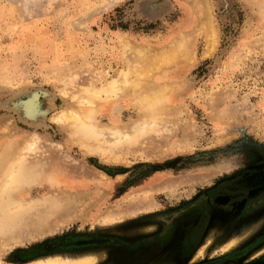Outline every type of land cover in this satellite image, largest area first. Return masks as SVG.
Returning <instances> with one entry per match:
<instances>
[{
	"label": "rangeland",
	"instance_id": "rangeland-1",
	"mask_svg": "<svg viewBox=\"0 0 264 264\" xmlns=\"http://www.w3.org/2000/svg\"><path fill=\"white\" fill-rule=\"evenodd\" d=\"M145 61L173 85L169 125L128 146L104 132L118 148L111 162L56 121ZM112 96L92 121L128 130L141 118L132 93ZM0 132V143L37 138L29 160L42 173L27 196L39 205L23 230L59 225L13 245L3 240L17 228L0 230L2 263L92 252L96 264L264 260V0H0ZM80 238L106 241L73 246Z\"/></svg>",
	"mask_w": 264,
	"mask_h": 264
},
{
	"label": "bare ground",
	"instance_id": "bare-ground-1",
	"mask_svg": "<svg viewBox=\"0 0 264 264\" xmlns=\"http://www.w3.org/2000/svg\"><path fill=\"white\" fill-rule=\"evenodd\" d=\"M205 4L207 5V3H205ZM205 13H206L205 19H206V21H208L209 16H208V18H206L208 13L207 12H205ZM209 23L210 22L207 23L208 24L207 26H210ZM210 27H212V26H210ZM209 30L212 31L211 28H209ZM179 41L181 42V40H179ZM180 42H178V46L182 48L184 41H182L181 45H179ZM137 53L140 54L141 57L144 56L143 58L146 60V56L148 55L146 52L144 54H147V55H144L141 50H140V52H137ZM172 57H174V54ZM147 58H149V57H147ZM152 58H151V60H153ZM172 59L173 58H171V60ZM168 60H170V58ZM134 67H133V69L128 67L129 70L131 69L130 71L129 70H127V72L123 71L120 78L118 77V79H116V80L113 79L111 82H109V84L107 86L101 85L99 88L94 86V87H91L90 89H87L85 91V94L83 95V97L82 98L79 97L80 100L77 101L78 105L77 104L75 105V106H78V108L62 109V111H60L61 113H59V115L56 116V121L60 125L65 124V127L67 126V128H69L68 131L70 133H72L74 136L76 135L74 138L75 141H76V137L78 136V139H81L82 140L81 142L86 144L85 146H88L89 151L90 150H94V151L100 150V151H102L101 152L102 155L105 154L109 157H112L110 159L111 162L113 161V157H115V155H116L115 154L116 152L114 153L113 151H115V149L118 150V148H114L113 145L110 146L111 142L109 143L110 145L109 144L106 145L108 143V141L106 143L107 137L104 136L105 140H103L101 138V136L104 135V132L108 133L113 138V140H115L114 145L117 142V143H121L123 145L125 144L128 146V144L130 145V143L132 141H135V140L139 139L140 137L143 140V138H144L143 136L146 135V133H148V131H150V133H151L152 131H156L159 127L161 128L165 125H169L170 123L169 124L167 123V118L170 116H173V115H171V113L168 114V112H169L168 108L169 107L167 106V102H168L170 95L173 91V85L171 84V82L164 81V80L161 82L157 81V79H156L157 75H156V73H154V71L156 72L159 69L154 68V71H153V68H152L153 66L147 64L146 61L142 66L140 65V68L136 67L134 69ZM160 77L162 78V76H160ZM66 86H67V84H66ZM86 87H88V86H86ZM123 87H124V89H123ZM126 89L132 93V102L138 108V110H136V111H138V112L140 111L141 118H139V120L137 119V120L133 121V124L129 123L130 126H129V124H128V126H126V127H128L127 128L128 130L122 129L124 126H122V128L109 127L106 129L104 127V125H101L105 129L102 127L99 128L92 121V118H91V113H92L93 107L99 102H106L116 92H118L120 94L122 92V90H124V92H125ZM82 91L83 90H80V92H82ZM63 92H64V89H63ZM82 93H84V92H82ZM63 95H65V94H63ZM69 98L73 99L74 97H72V95H71V97H69ZM79 98H77V99H79ZM108 105H107V107H108ZM34 106H35V104H34V101L32 99H28L25 102H23V107L25 109L24 110V116H26L27 118H31V119L35 118L34 116H35V114H37V110ZM178 115H179V113H178ZM1 128H3V127H1ZM102 129L105 131H103ZM32 136L33 135L29 136L31 138V140H30V138H28V136H26V138H28V139L24 138L26 140L20 139V141H18V142L9 141L6 143L5 142L0 143V230L5 229L6 227H9V226L11 227V225L15 226L18 229V230L15 229L18 232H16V233L14 232L13 233L14 235L11 234V236L4 238V240H3L4 245H6L7 243H8V245L9 244H11V245L19 244L22 241H24L23 239H25V238H32L34 236L43 235L47 232L52 231L51 229H56V227L59 226L57 224V226H54L55 228H53L50 225H45L44 224L45 222L42 219V222L40 221V223L38 222L39 224L36 223V225H33L32 227H30L31 228L30 233H25V231H24L25 227L27 226V225H25V223H26L25 220L28 218V216L31 212L37 210V207L39 205V204L35 203L36 200H33V198H31L27 195L30 194L29 191H30L31 187L34 185V183L37 182V180L40 177V174L42 173V166L37 161L29 160V155L31 156V154L34 151L39 149V148H36L37 147L35 145L36 140L35 141L33 140V139H37V138L32 139ZM69 136L71 138V134ZM146 136H145V138H146ZM33 137H35V136H33ZM112 138H110V140ZM78 139H77V142H78ZM108 140H109V138H108ZM81 142H79V143H81ZM135 142H134V144H135ZM134 144H132V147L137 146V144H136V146ZM116 145H118V144H116ZM83 146L84 145H81V147H83ZM86 148L87 147H85L84 149L86 150ZM84 149L82 148V150H84ZM87 152L85 151V153H87ZM104 157H105L104 158L105 160H106V158L108 159V157H106V156H104ZM116 159H117V157H116ZM116 159L114 158V160H116ZM44 166H45V164H44ZM185 181H186V179H185ZM183 183H184V180H183ZM25 195H26V197H25ZM42 199H45V197ZM40 205H42V204H40ZM66 219H68V218H66ZM260 222H261V220H259V222L257 220L256 223H254L252 229L255 230L256 226L258 224H260ZM22 227H24V230ZM21 229L23 230V232ZM246 234H248V233H246ZM242 238H243V236H242ZM229 240H227V241H229ZM105 241H106V239H104V238H100V239L80 238V239L75 240L73 243L75 245L79 246L80 244H86L87 245V244H93V243H103ZM230 246L231 245H226L225 247H226V249H228V248L230 249ZM263 250L264 249H260V250L256 251L255 256H259L260 254H262L261 252ZM201 251H202V249H201ZM201 251H200V253H201ZM197 253H199V252L197 251ZM199 256H200V254H199ZM194 258H195V256H194ZM97 260H98V257L93 252L92 253H85V254H75V255L74 254H68V253H59V254L55 253V254H51V255H42V256L35 257V258L31 259L30 261H28L27 264H96ZM0 264H11V263L0 262ZM246 264H264V260L257 258L255 260H251V261L247 262Z\"/></svg>",
	"mask_w": 264,
	"mask_h": 264
},
{
	"label": "water",
	"instance_id": "water-1",
	"mask_svg": "<svg viewBox=\"0 0 264 264\" xmlns=\"http://www.w3.org/2000/svg\"><path fill=\"white\" fill-rule=\"evenodd\" d=\"M263 166H264V165L261 164V165L257 166V169L260 170ZM263 179H264V174H263ZM256 191H257V189L250 190V194H253V193H255Z\"/></svg>",
	"mask_w": 264,
	"mask_h": 264
},
{
	"label": "flooded vegetation",
	"instance_id": "flooded-vegetation-1",
	"mask_svg": "<svg viewBox=\"0 0 264 264\" xmlns=\"http://www.w3.org/2000/svg\"><path fill=\"white\" fill-rule=\"evenodd\" d=\"M111 240H108L107 241V243L108 242H110ZM96 244V243H95ZM94 243L93 244H88V245H95ZM100 244H104V243H100ZM73 246H76V247H80V246H86V244H80L79 246H77V245H75L74 243L72 244ZM65 246H67V245H65Z\"/></svg>",
	"mask_w": 264,
	"mask_h": 264
}]
</instances>
